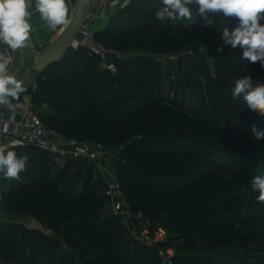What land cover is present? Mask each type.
I'll return each mask as SVG.
<instances>
[{
  "label": "trees",
  "instance_id": "1",
  "mask_svg": "<svg viewBox=\"0 0 264 264\" xmlns=\"http://www.w3.org/2000/svg\"><path fill=\"white\" fill-rule=\"evenodd\" d=\"M158 2L131 0L95 32L105 47L135 53L117 59L115 74L79 47L18 99L30 92L47 126L117 154L116 176L130 207L154 227L185 234L173 264H264V202L251 187L264 175V139L252 132L253 125L264 130V116L232 97L239 77L264 83V68L223 43L222 27L232 30L235 19L218 27L224 18L210 14L214 25L205 26L193 5L192 21H161ZM160 54L179 56L198 98L165 99L154 58ZM14 152L27 157L26 171L20 180L1 181L0 211L37 218L52 236L26 224L0 232V264H164L158 247L131 240L107 208L94 163L79 159L83 166L74 170L69 162L76 159L68 160L53 178L50 154L34 147ZM161 246L168 248L169 239Z\"/></svg>",
  "mask_w": 264,
  "mask_h": 264
},
{
  "label": "clouds",
  "instance_id": "2",
  "mask_svg": "<svg viewBox=\"0 0 264 264\" xmlns=\"http://www.w3.org/2000/svg\"><path fill=\"white\" fill-rule=\"evenodd\" d=\"M119 0H112L113 6ZM197 6V15L205 26L212 27V16L222 15L225 21L235 19L236 26L229 30L222 27L221 39L231 49H242L244 59L252 63L259 62L264 68V0H159L155 5V16L166 19L193 20L190 6ZM38 13L49 31H55L58 26L66 23L68 17L67 0H0V43L16 50L27 48L31 40L33 16L31 9ZM222 46L217 52L222 51ZM10 60L0 54V106L9 107L12 100L19 98L25 91L22 80L9 73ZM233 99L242 98L245 106L253 113L264 116V83H255L251 76L239 77L232 88ZM252 132L257 140L264 139V130L252 126ZM27 157L18 158L16 152L7 150L6 145H0V174L5 179L20 180V173L26 171ZM253 191L259 193L258 200L264 202V175H257L251 181Z\"/></svg>",
  "mask_w": 264,
  "mask_h": 264
},
{
  "label": "built area",
  "instance_id": "3",
  "mask_svg": "<svg viewBox=\"0 0 264 264\" xmlns=\"http://www.w3.org/2000/svg\"><path fill=\"white\" fill-rule=\"evenodd\" d=\"M130 2L129 0H119V3L113 6L112 0H89L80 29L72 40L71 47H85L99 58L104 69L115 74L117 59L135 53H126L105 47L97 40L92 24L100 18L108 21L117 11L125 9ZM67 3L71 5L72 10L64 24L65 31L74 19L78 0H67ZM30 11L33 12V15L39 16L34 8ZM15 52L16 50L0 43V54L7 56L10 60L9 73L16 64ZM154 58L158 62H166L167 60L177 61L179 56L160 54L155 55ZM39 111L31 93L24 94L20 99L12 100L9 107L0 106V145H4L2 141L6 138L5 145L7 147H34L50 154L59 163L65 164L68 160L73 159H85L94 163L97 169L104 172L105 196L111 203V211L114 215L120 216L121 220L127 218L129 221L130 227L127 229L130 239L148 247H158V253L163 259V263L173 264L174 249L161 246L167 241V230L162 226L154 227L152 222L141 212H136L130 207L117 176L105 167L109 160V151L104 145L99 142L65 136L57 129L47 126ZM2 191L3 186L0 180V195Z\"/></svg>",
  "mask_w": 264,
  "mask_h": 264
},
{
  "label": "rangeland",
  "instance_id": "4",
  "mask_svg": "<svg viewBox=\"0 0 264 264\" xmlns=\"http://www.w3.org/2000/svg\"><path fill=\"white\" fill-rule=\"evenodd\" d=\"M17 50V49H16ZM208 54V57L210 61L213 60V57L211 56V53L209 51L205 50ZM17 54V51L15 52ZM158 62V61H157ZM159 70L161 71L165 84L163 88L161 89L164 93L165 99L169 102L175 100L178 102L186 101V103H189V101L192 98H198L199 97V91L195 89L190 83H189V75L188 70L184 66H179L178 60L172 61L167 60L166 62H159ZM30 67V64H26L24 67L25 72L27 73V69ZM31 77L36 75V70L31 71ZM30 72V73H31ZM118 158L117 154L115 152H109V160L105 167L111 171L114 172L116 175V164H117ZM69 163L73 164V169H77L78 166H83V163H80L79 161H70ZM86 165H89L87 163ZM64 164L62 162H56L54 165L52 176L55 178L58 174L61 173L63 170ZM93 174L95 175L94 179L100 183V191L101 195L105 196L106 190H105V182H104V172L100 171L96 167L90 168ZM104 182V184H103ZM64 185H62L63 187ZM78 189H81L80 186ZM107 208L111 211V203H107ZM112 212V211H111ZM117 217H120L118 215H115ZM27 220L25 218H21L18 216L17 220L14 222H7V221H0V232H5L6 234H10L14 231H18L19 225L25 224ZM158 223H162L160 220H157ZM29 223V221L27 222ZM184 233L181 232H175L173 230L167 231V239H169V247L174 249V255L176 256L179 251L176 249V246L184 243L185 237ZM126 243H128V240H125ZM254 243L250 244V247H253ZM133 247V246H132ZM260 253V252H259ZM163 261V259H162ZM259 264H262V260L255 259Z\"/></svg>",
  "mask_w": 264,
  "mask_h": 264
},
{
  "label": "crops",
  "instance_id": "5",
  "mask_svg": "<svg viewBox=\"0 0 264 264\" xmlns=\"http://www.w3.org/2000/svg\"><path fill=\"white\" fill-rule=\"evenodd\" d=\"M129 1H131V0H129ZM68 9H69V12H68V15H69V13L72 10L71 5H69V4H68ZM107 22H108L107 20L100 18L96 21V23L92 24V29L95 32L100 31L106 26ZM30 23L32 25V32H31V40H30L29 46L27 48H25L27 57H34L35 55L42 53L47 48H49L65 32L64 25L58 26V28L55 31H49L45 25V22L42 21L39 18V16L33 15L31 20H30ZM72 50H73V48L70 47L67 50V53H69ZM16 51H17L16 64L10 73L15 74V76L18 79L22 80L23 86L25 89L32 88L35 90L37 88V78L40 74L38 71H36V75L33 76L32 78H30L32 72L26 73L24 70V67L22 69L20 68V64H21L20 51H19V49H17ZM45 110L47 111V113H51V109H49L48 107H46ZM6 143H7V139L4 138L2 141V144L5 145ZM24 148L25 147H7V150L14 151L15 149H19V151L23 153ZM3 179H5V178L3 177L2 174H0V180L2 181ZM17 218H18V216L15 214L5 212V211H0V220L1 221L4 220L7 222H12V221L14 222L15 220H17ZM30 220H27V222Z\"/></svg>",
  "mask_w": 264,
  "mask_h": 264
},
{
  "label": "water",
  "instance_id": "6",
  "mask_svg": "<svg viewBox=\"0 0 264 264\" xmlns=\"http://www.w3.org/2000/svg\"><path fill=\"white\" fill-rule=\"evenodd\" d=\"M88 1L89 0H78L76 13L70 27L45 51L34 57H27L25 48L19 49L21 61L20 68L22 69L29 63L30 67L27 69V73L36 70L41 74L44 70L60 62L67 55V50L71 47V42L80 29L88 7ZM76 49L78 48H73V50ZM122 225L126 228L130 227L127 218L122 220ZM28 229L40 232L49 237L52 236V232L37 218L30 220Z\"/></svg>",
  "mask_w": 264,
  "mask_h": 264
}]
</instances>
